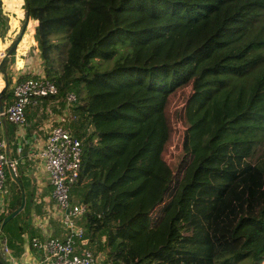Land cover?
Returning a JSON list of instances; mask_svg holds the SVG:
<instances>
[{
	"label": "trees",
	"instance_id": "obj_1",
	"mask_svg": "<svg viewBox=\"0 0 264 264\" xmlns=\"http://www.w3.org/2000/svg\"><path fill=\"white\" fill-rule=\"evenodd\" d=\"M24 6L53 97L75 95L69 128L81 153L68 200L84 208L75 219L81 240L107 264H261L264 150L250 159L264 141V0ZM185 84L180 157L170 168L161 157L164 106ZM11 182L7 213L21 199Z\"/></svg>",
	"mask_w": 264,
	"mask_h": 264
},
{
	"label": "crops",
	"instance_id": "obj_2",
	"mask_svg": "<svg viewBox=\"0 0 264 264\" xmlns=\"http://www.w3.org/2000/svg\"><path fill=\"white\" fill-rule=\"evenodd\" d=\"M36 20L26 12L24 0H0V105L1 109L11 100V86L26 76L43 73L42 59L38 53L36 39ZM54 97H43L38 106H31L25 110V124L18 125L0 120V140L3 141V151L8 160H15L18 178L23 190L24 203L21 216L15 230H8L6 225L17 214L7 220L0 228V247L6 246L7 251L0 249L7 264H28L35 262L43 264L41 256L29 244L32 236L42 237L64 235L67 225L61 220V212L56 208L55 201L50 195V186L41 167L42 161L37 155H32L40 148L43 137L49 130L48 115L42 111L46 105H56L61 108L62 102H55ZM53 108H56L53 106ZM55 113L60 112L56 108ZM69 127V121L62 123ZM7 170V167H6ZM8 173V171H7ZM9 175V174H8ZM22 182V183H21ZM8 203L0 216L7 214L11 189L7 188ZM55 210L52 212L53 208ZM24 210V211H23ZM2 216V217H3ZM27 220L28 229L20 232L19 222ZM4 234V236H3ZM76 249L88 248L94 254L92 243L79 240Z\"/></svg>",
	"mask_w": 264,
	"mask_h": 264
},
{
	"label": "built area",
	"instance_id": "obj_3",
	"mask_svg": "<svg viewBox=\"0 0 264 264\" xmlns=\"http://www.w3.org/2000/svg\"><path fill=\"white\" fill-rule=\"evenodd\" d=\"M56 92V86L43 73L19 79L11 86L10 102L0 109V120L22 128L26 122V108L38 106L40 98L53 97ZM54 98L57 99L55 102H62L61 108L57 106L60 112L55 113L50 105L42 107V111L49 118V130L43 137L40 148L32 152V155H37L42 161L41 167L50 186V195L55 201L56 208L60 210L61 221L67 225V229L61 237L31 236L29 244L40 254L43 264H107L100 254H94L85 247L78 249L75 247L76 241L81 240L83 235V229L75 219L82 214L84 208L80 204L70 205L68 196L77 179L81 146L80 140L71 129L62 124L75 120V114L72 112L75 95L71 91H66L62 96ZM3 146V141L0 140V212L8 203L3 166L9 163L13 167L16 164L15 160L6 158ZM0 249L7 251L4 244Z\"/></svg>",
	"mask_w": 264,
	"mask_h": 264
},
{
	"label": "rangeland",
	"instance_id": "obj_4",
	"mask_svg": "<svg viewBox=\"0 0 264 264\" xmlns=\"http://www.w3.org/2000/svg\"><path fill=\"white\" fill-rule=\"evenodd\" d=\"M43 64V63H42ZM189 85H181L177 88H175L173 91H171L166 99V103L164 106V115L165 119L168 125V137L167 140L163 146V149L161 151V157L165 161V163L170 167V168H175L178 158L180 157V141L182 138L183 134V129H184V124H183V107L185 100L188 96L189 91ZM57 108V106H55ZM56 108H53L52 110L54 111ZM262 150H264V141L261 144H258L254 150V154L251 157V161H256L255 156L260 153ZM6 165L3 166V171L5 174V185L6 187L10 188L12 182H11V177L7 174L6 170ZM15 174L18 176V172L16 167L14 168ZM19 177V176H18ZM13 181V180H12ZM21 181V180H20ZM14 182V181H13ZM15 183V182H14ZM22 183V182H21ZM16 184V183H15ZM13 186V184H12ZM11 189V188H10ZM55 210V207L52 212ZM22 211V210H21ZM4 236V234H3ZM2 236L0 235V239ZM102 240V238H100ZM7 246V244H6ZM1 252V251H0ZM1 255L3 253L1 252ZM239 264H248L247 261H241ZM261 264H264V261L261 262Z\"/></svg>",
	"mask_w": 264,
	"mask_h": 264
},
{
	"label": "water",
	"instance_id": "obj_5",
	"mask_svg": "<svg viewBox=\"0 0 264 264\" xmlns=\"http://www.w3.org/2000/svg\"><path fill=\"white\" fill-rule=\"evenodd\" d=\"M0 109H1V105H0ZM6 166H7V171H8L9 176H10L11 179L17 184L18 188L20 189L21 199H20V203H19V205H18L15 209H13L11 212H9V213H7V214H5V215L3 216V218H2L1 221H0V228L2 227V225H3L7 220H9L11 217H13L15 214H17V213L21 210V208H22V206H23V203H24V199H23V190H22V187H21L20 181H19L17 175L15 174V172H14V170H13V167H12L9 163H7Z\"/></svg>",
	"mask_w": 264,
	"mask_h": 264
}]
</instances>
